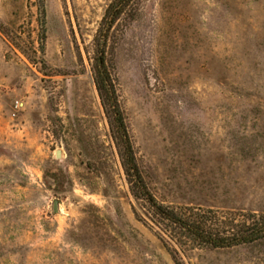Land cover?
I'll use <instances>...</instances> for the list:
<instances>
[{"label": "rangeland", "instance_id": "1", "mask_svg": "<svg viewBox=\"0 0 264 264\" xmlns=\"http://www.w3.org/2000/svg\"><path fill=\"white\" fill-rule=\"evenodd\" d=\"M112 1L0 0V264H264L173 258L130 190L93 79ZM105 60L160 202L264 213V0H134Z\"/></svg>", "mask_w": 264, "mask_h": 264}, {"label": "trees", "instance_id": "2", "mask_svg": "<svg viewBox=\"0 0 264 264\" xmlns=\"http://www.w3.org/2000/svg\"><path fill=\"white\" fill-rule=\"evenodd\" d=\"M133 3L134 0H113L106 8L95 38L98 55L93 71L94 83L112 136L119 147L121 165L130 190L145 203L152 220L167 235V239L161 237V240L173 258L178 254V249H226L264 239V213L188 205L172 207L160 202L146 184L117 96L116 81L107 69L105 60L109 33Z\"/></svg>", "mask_w": 264, "mask_h": 264}, {"label": "water", "instance_id": "3", "mask_svg": "<svg viewBox=\"0 0 264 264\" xmlns=\"http://www.w3.org/2000/svg\"><path fill=\"white\" fill-rule=\"evenodd\" d=\"M54 210L57 211V202L54 205Z\"/></svg>", "mask_w": 264, "mask_h": 264}]
</instances>
